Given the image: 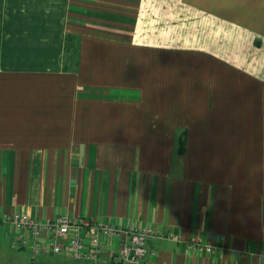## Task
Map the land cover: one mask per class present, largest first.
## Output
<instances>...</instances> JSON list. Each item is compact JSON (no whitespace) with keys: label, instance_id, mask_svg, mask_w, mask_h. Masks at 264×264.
Returning <instances> with one entry per match:
<instances>
[{"label":"crops","instance_id":"crops-1","mask_svg":"<svg viewBox=\"0 0 264 264\" xmlns=\"http://www.w3.org/2000/svg\"><path fill=\"white\" fill-rule=\"evenodd\" d=\"M15 213L150 230L146 264H264V0H0V259L134 264L104 234L101 260L34 254Z\"/></svg>","mask_w":264,"mask_h":264},{"label":"built area","instance_id":"built-area-1","mask_svg":"<svg viewBox=\"0 0 264 264\" xmlns=\"http://www.w3.org/2000/svg\"><path fill=\"white\" fill-rule=\"evenodd\" d=\"M14 226L21 228L24 235L20 243L29 246L34 254L49 253L73 256L76 258H92L101 260L104 247L101 234L120 241L117 259L122 262L146 264L148 249L147 239L153 232L127 226L106 225L85 218L61 215L54 219L40 220L28 215L15 213L7 218ZM48 233L50 236L45 237ZM169 237L177 239L174 233ZM18 241L14 240V244ZM187 245L197 250L212 253L214 248L192 239ZM113 260L112 257H109Z\"/></svg>","mask_w":264,"mask_h":264},{"label":"rangeland","instance_id":"rangeland-1","mask_svg":"<svg viewBox=\"0 0 264 264\" xmlns=\"http://www.w3.org/2000/svg\"><path fill=\"white\" fill-rule=\"evenodd\" d=\"M15 250L16 252L21 253L20 250ZM22 253L26 254V256L8 252L3 259H0V264H32L33 261L31 253L27 250H24Z\"/></svg>","mask_w":264,"mask_h":264}]
</instances>
